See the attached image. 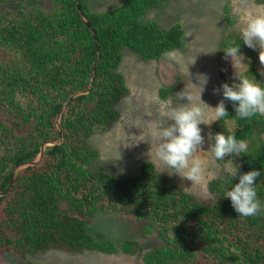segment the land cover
Listing matches in <instances>:
<instances>
[{
    "label": "trees",
    "instance_id": "trees-1",
    "mask_svg": "<svg viewBox=\"0 0 264 264\" xmlns=\"http://www.w3.org/2000/svg\"><path fill=\"white\" fill-rule=\"evenodd\" d=\"M8 1L23 0H0V8ZM48 1L49 11L0 13V250L20 256L52 249L121 252L141 254L143 264H264V212L240 217L224 198L240 174L257 170V196L264 204V117L238 119L232 102L224 100L228 117L214 123L212 135L234 131L247 142V152L217 161L220 173L208 184V200L183 192L148 162L135 175L88 169L97 159L89 137L117 120L116 106L128 93L117 71L123 50L144 62L158 61L182 48L185 34L179 24L164 28L148 19V11L166 0H124L103 12L91 11L88 0ZM232 21L226 16L227 24ZM239 45L248 70H238L264 87L255 67L258 49L248 48L233 31L219 44L220 87L238 82L224 50ZM96 60L89 92L62 113L63 142L47 146L38 164L18 170L11 181L16 167L58 138L55 117L73 94L86 90ZM169 91L161 88L159 97ZM228 160L238 169L232 183ZM98 213L131 223L141 240L155 234L160 244L140 253V240L116 245L94 236L88 224Z\"/></svg>",
    "mask_w": 264,
    "mask_h": 264
},
{
    "label": "rangeland",
    "instance_id": "rangeland-1",
    "mask_svg": "<svg viewBox=\"0 0 264 264\" xmlns=\"http://www.w3.org/2000/svg\"><path fill=\"white\" fill-rule=\"evenodd\" d=\"M123 1L88 0V8L93 12L114 10ZM50 6L48 0L8 1L6 7L0 8V13L8 9L13 12L19 10L49 11ZM250 11H264V2L257 0H166L162 7L150 9L147 14L148 19L156 21L160 26L168 28L179 24L185 34V44L180 49L163 54L158 61L148 62L140 60L128 49L123 50V58L117 71L122 74L128 93L120 99L116 106L117 120L107 130H99L89 137V146L96 152L97 159L87 168L99 169L115 175H135L141 164L148 162L153 165L158 175L172 179L183 192L191 194L197 200H208L210 198L208 184L220 173L218 162L210 153H200L207 165L205 180L201 185H192L191 181L182 180L176 174L170 176L167 171L160 172L162 166L158 165L154 158L150 159L148 155L150 144L153 146V157L155 148L150 132L161 120L159 111L162 104L170 102L175 107L179 103H187L186 99L177 100L176 93L187 86L194 95H198L200 90L192 85L199 83L198 74L207 77V84L201 94L202 101L215 107L223 99L219 79V44L227 31L240 33V28L243 26L242 18ZM226 16L234 17V21L227 24ZM172 56L175 59H172ZM255 67L264 82V75H261L264 66H261L259 62V55ZM161 88L170 89L165 99L159 97ZM214 89H220L219 93L214 94ZM215 122L211 125H200L201 134L205 138L203 151H208L212 143L209 141V133L212 134ZM88 231L94 236H106L103 239H109L116 245L126 239L140 240V253L160 244L155 234L143 240L139 239L138 228L131 223L123 222L112 214L93 215L88 224ZM19 254L16 251L0 250V264H143L141 254L127 255L121 252L112 254L95 251L73 253L52 249L26 256Z\"/></svg>",
    "mask_w": 264,
    "mask_h": 264
},
{
    "label": "clouds",
    "instance_id": "clouds-1",
    "mask_svg": "<svg viewBox=\"0 0 264 264\" xmlns=\"http://www.w3.org/2000/svg\"><path fill=\"white\" fill-rule=\"evenodd\" d=\"M242 23L243 26L240 28L242 42L250 49H258L259 62L261 66H264V11L245 13ZM224 52L225 59L231 58L232 66L236 70L234 77L238 80L231 85L228 83L221 85L224 99L220 100L215 107L203 102L201 94L207 84V77L198 74L199 83H191L200 90L198 95H194L187 86L176 93L177 100L186 99L187 103H179L175 107L170 102L162 104L159 111L161 120L150 132L155 148L153 157V146L150 144L148 155L150 159L154 158V161L162 166L160 172L167 171L170 176L176 174L182 180L191 181L192 185H201L205 180L207 165L200 153L208 152L214 160L225 161L226 157L240 156L247 152V142L237 139L234 131L229 135L222 132L213 136L209 133V141L213 142L210 143L208 151L202 150L205 138L201 134L200 125H211L215 121H223L228 117L224 100L232 102L235 117L238 119L250 120L256 116L264 117V87L254 78L249 79L244 72L238 70L245 66L248 70V65L242 63L245 57L240 52V45L226 48ZM171 58L175 59L174 56ZM188 65L186 67L189 76ZM261 75H264V71ZM219 91L220 89L213 90L214 94H218ZM227 163L232 164V167L225 169L231 177L229 182L232 183L238 169L233 166L231 160ZM258 176L260 172L257 170L240 174L239 182L224 193V198L230 199L231 206L240 217H253L264 212V204L257 196L255 181Z\"/></svg>",
    "mask_w": 264,
    "mask_h": 264
},
{
    "label": "water",
    "instance_id": "water-1",
    "mask_svg": "<svg viewBox=\"0 0 264 264\" xmlns=\"http://www.w3.org/2000/svg\"><path fill=\"white\" fill-rule=\"evenodd\" d=\"M83 21L86 23V25H89L87 20L83 17ZM92 34H93V31H91ZM94 35V34H93ZM99 58V52H97V60ZM97 60L95 61L94 63V66H93V69L91 71V76H90V81L88 83V86L86 88L85 91H81V92H77L75 94H73L66 102L63 103V105L61 106V109L60 111L57 113L56 117H55V127H56V130L58 132V139L57 140H52V141H48V142H45L43 143L40 147H39V152H38V155L36 156V158L31 161V162H27V163H23L21 165H19L18 167H16L14 170H13V175H12V178H11V181L13 180L15 174L17 173L18 170L22 169V168H25L27 166H34L36 164H38L41 159H42V156H43V152H44V149L47 147V146H53V145H59L63 142V135H62V132H61V129L59 127V123H60V118L62 116V113L66 107V105L72 101L74 98L80 96V95H83V94H87L90 90V87H91V83L93 81V72H94V68L96 67L97 65Z\"/></svg>",
    "mask_w": 264,
    "mask_h": 264
}]
</instances>
